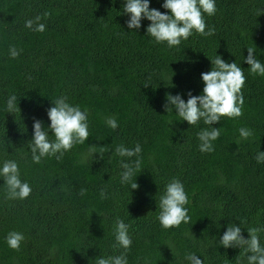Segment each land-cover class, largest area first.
I'll list each match as a JSON object with an SVG mask.
<instances>
[{
	"label": "trees",
	"instance_id": "obj_1",
	"mask_svg": "<svg viewBox=\"0 0 264 264\" xmlns=\"http://www.w3.org/2000/svg\"><path fill=\"white\" fill-rule=\"evenodd\" d=\"M124 2L0 0V168L15 160L32 189L26 199H7L0 177V264H96L118 256L124 249L113 247L117 218L130 225L128 264H190V253L205 264H248L244 248H225L219 240L232 223L245 239L247 228H264V163L256 160L264 152V76L252 74L244 60L253 47L264 63V0H215L216 13L205 14L215 34L194 31L174 47L147 35L146 18L129 29ZM149 2L170 14L164 0ZM46 12L43 33L25 27ZM11 46L23 50L15 59ZM217 55L243 68L245 105L242 116L212 125L221 135L214 151L202 153L197 134L211 126L202 119L191 126L164 105L168 94L185 102L189 92L201 95V74ZM13 94L14 114L7 111ZM60 97L88 110L90 137L62 160L34 163V120L50 128L48 109ZM112 116L116 129L105 122ZM242 127L253 131L247 140ZM137 143L142 164L132 182L139 188L131 190V182L121 183V161L128 158L115 149ZM173 178L184 185L191 221L165 229L158 203ZM11 231L25 236L19 251L7 244ZM259 235L264 245V232Z\"/></svg>",
	"mask_w": 264,
	"mask_h": 264
},
{
	"label": "clouds",
	"instance_id": "obj_2",
	"mask_svg": "<svg viewBox=\"0 0 264 264\" xmlns=\"http://www.w3.org/2000/svg\"><path fill=\"white\" fill-rule=\"evenodd\" d=\"M163 8L170 11V14L161 12L158 9L150 8L149 0H125L123 13L129 15L127 27L132 30H138L141 27L143 19L151 23L147 27V35L155 39L157 43L166 42L169 47L179 46L182 39L187 40L193 32L202 36H212L215 34L214 28H208L205 21V14L212 16L216 13L215 0H164ZM264 12V10H259ZM50 13H44L42 16H36L33 19L25 21V27L34 31L43 33L46 30V24L42 19H46ZM207 28V31H206ZM248 55L245 57L246 63L250 65L252 74L264 76V63L256 58L255 49L247 47ZM23 50H18L15 46L9 49L10 56L17 58ZM212 69L209 72L201 74L204 82L203 93L193 95L188 93V100L182 98V95L168 94L164 105L167 113L175 111L183 121L189 125H196L201 119L204 124L211 127L202 129L198 134L200 141L199 149L202 153L214 151L213 141H216L221 135V129L212 127L219 123L221 117L238 118L243 115L245 99L242 88L246 83V76L241 66L237 62H225L217 55L211 59ZM147 87V86H145ZM17 97L11 95L7 101L8 113H15L17 109ZM54 106L48 109V117L51 121L50 128H45L42 121L34 120V138L30 141L29 148L31 158L34 163H40L42 158L54 156L57 160H62L65 152L71 150L76 144H83L90 137L88 124V110H81L79 105L73 106L67 102V97H60L53 101ZM20 109V108H19ZM106 124L113 129L118 127L115 116L106 118ZM240 137L247 140L253 135L250 128H240ZM52 132L53 135H49ZM49 136H54L50 140ZM95 148V145L90 146ZM141 145L137 143L134 148L125 147L123 144L115 149V154L120 157H127L128 161H121V183H129L131 190L139 188L133 178L140 171L142 159ZM132 157L137 159L132 160ZM258 163H264V152H259L256 156ZM0 177L4 178L7 185V199H26L31 194V187L27 182L20 179L19 165L15 160H6L0 168ZM86 189H81V195H84ZM101 198H107L106 192L101 190ZM189 203L183 183L173 178L167 185L166 190L160 196L159 222L163 228L169 229L179 227L181 223H189L191 217L188 209L185 207ZM99 214V213H98ZM130 225L122 219L115 221V240L113 247L124 249L118 256L99 257L96 264H128L127 254L132 245V238L129 235ZM250 235L245 239L242 234V228L232 223L227 227L220 238L219 243L225 248H244L248 264H264V245L260 241V233L264 228H247ZM8 246L16 251L20 250L21 243L25 236L17 231H11L7 235ZM186 260L190 264H205L196 254L186 255Z\"/></svg>",
	"mask_w": 264,
	"mask_h": 264
}]
</instances>
